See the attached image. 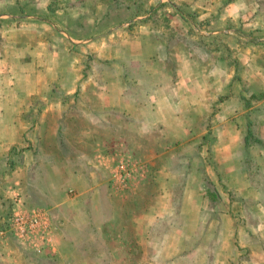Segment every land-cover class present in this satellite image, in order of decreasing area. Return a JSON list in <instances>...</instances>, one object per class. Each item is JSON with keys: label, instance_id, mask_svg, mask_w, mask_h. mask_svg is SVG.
Returning a JSON list of instances; mask_svg holds the SVG:
<instances>
[{"label": "rangeland", "instance_id": "1", "mask_svg": "<svg viewBox=\"0 0 264 264\" xmlns=\"http://www.w3.org/2000/svg\"><path fill=\"white\" fill-rule=\"evenodd\" d=\"M85 1L0 0V59L34 57L58 99L38 100L59 111L38 174L78 172L32 182L83 192L96 226L74 236L99 264H264V0H115L97 41L68 15Z\"/></svg>", "mask_w": 264, "mask_h": 264}, {"label": "crops", "instance_id": "2", "mask_svg": "<svg viewBox=\"0 0 264 264\" xmlns=\"http://www.w3.org/2000/svg\"><path fill=\"white\" fill-rule=\"evenodd\" d=\"M111 2L116 1L86 0L72 8L68 15L87 20L85 31L92 28L88 39L97 41L105 34L98 28L99 20L106 16ZM262 15H258L260 22H264ZM132 17L130 22L141 20L143 16L136 13ZM146 26L149 27L148 24ZM16 46L19 52L29 50L32 53L35 44L25 42L24 46ZM25 61L15 57L0 59V264H89L90 259L99 264L98 255L81 250L79 244L85 242L84 238L74 236L83 227H92V224L96 226L93 211H90V207L87 210L83 200V192L70 194L66 190L58 191L56 187L44 190L32 182L35 181L34 174L38 179L42 175L38 174L43 164L41 152L48 147L43 133L48 130V126L54 133L58 132L59 111L58 108L50 109L48 114L53 116V123L46 121L48 109L43 110L38 100L53 99L57 104V95L39 91L41 81L37 79L40 76L36 59L32 57L31 62ZM162 99H168V94L163 92ZM55 145L57 148L62 146L57 140V134ZM96 168L99 169L98 164L94 165ZM42 178L50 183L70 179L76 188L74 180L78 179V172L75 173L74 168L68 164L63 166L55 161V164L50 163L45 169ZM95 179L100 183L101 178L96 176ZM96 189L94 186L89 187L85 197L92 191L97 192ZM34 196L40 198L37 200ZM42 196L51 197V203L41 204ZM81 215L84 216L82 220ZM134 220L136 218H132L133 225L138 227ZM106 225L110 227L112 223ZM96 242L116 245L118 241L103 235ZM110 254L117 259L122 256L116 250ZM254 256L255 263L264 260L261 254Z\"/></svg>", "mask_w": 264, "mask_h": 264}, {"label": "trees", "instance_id": "3", "mask_svg": "<svg viewBox=\"0 0 264 264\" xmlns=\"http://www.w3.org/2000/svg\"><path fill=\"white\" fill-rule=\"evenodd\" d=\"M61 148V147H60ZM64 151H66V150H64ZM210 196L211 197H209L211 200H217V197H216V195L215 194H213V193H210ZM103 245H105V243H103ZM109 254V255H108ZM110 256V253L108 252V253H106L104 256H102L101 257V261H107V260H110V258L111 257H109Z\"/></svg>", "mask_w": 264, "mask_h": 264}]
</instances>
